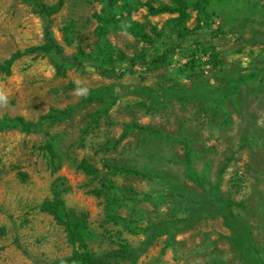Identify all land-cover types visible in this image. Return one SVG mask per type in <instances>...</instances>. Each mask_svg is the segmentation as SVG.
Wrapping results in <instances>:
<instances>
[{"label": "rangeland", "instance_id": "rangeland-1", "mask_svg": "<svg viewBox=\"0 0 264 264\" xmlns=\"http://www.w3.org/2000/svg\"><path fill=\"white\" fill-rule=\"evenodd\" d=\"M44 1L51 4L56 0ZM132 2V24L109 27L108 39L117 52L134 59L150 52L155 43L161 50L174 46L162 66L120 63L101 74L88 59L84 61L87 67L70 69L60 76L55 72L53 55L34 52L17 59L9 74L0 73V89L8 97L6 104L0 103V117L21 115L36 120L50 110L76 104L82 99L74 91L77 82L89 89L113 84L149 87L156 92L166 88L174 93L164 95L157 105L142 93L122 95L96 124L90 115L101 103L38 131H0V264H45L70 253L63 228L41 210L42 202L51 197L56 177L66 180L62 191L66 206L86 213L88 247L98 254L117 249L123 242L138 246L143 237L131 233L130 227L183 218L180 197L205 195L206 189L187 177L182 145L146 130L150 128L186 138L194 150L195 169L212 182L218 169L226 165L221 193L239 204L233 211L250 230L255 248L251 259L264 261V69L254 80L244 78L264 52V0H229L214 6L212 21L215 27H224L223 34L213 37L211 31L199 30L179 44L167 39L166 45L155 34L173 33L177 27L171 19L176 14L153 15L145 4L156 6L170 0ZM101 7L97 0L64 1L54 16L53 34L65 54H76L78 45L86 53L95 52L99 39L94 14ZM243 18L250 20L244 23ZM197 24H201L197 13L191 12L185 26L192 29ZM247 24L261 31L258 40L250 44L241 39L243 32H251L244 29ZM231 27L235 34L230 33ZM42 28L43 20L30 4L0 0V62L16 51L40 44ZM199 43L215 46L220 66L203 65L206 58L200 54ZM191 54L197 67L186 71L183 64ZM109 101L111 98L106 99ZM47 145L56 155L54 165ZM82 160L95 173L78 169ZM112 165L138 169L153 178L115 173ZM175 184L182 190L176 199L170 188ZM109 213L118 220L110 219ZM238 241L239 235L220 216L202 218L174 237L160 234L138 264H236Z\"/></svg>", "mask_w": 264, "mask_h": 264}, {"label": "trees", "instance_id": "trees-1", "mask_svg": "<svg viewBox=\"0 0 264 264\" xmlns=\"http://www.w3.org/2000/svg\"><path fill=\"white\" fill-rule=\"evenodd\" d=\"M30 4L35 12L43 20L42 28V42L37 45L26 48L23 52L16 51L12 53L9 58L0 62V73L9 74L14 62L24 54L41 52L48 55H53L56 58L55 72L57 75H65L67 70L70 69H82L87 67L84 63L85 60L94 61L91 65L97 72L103 74L120 63H130L133 66L138 67H157L165 64L170 57V54L174 51V46H169L164 50L159 47L160 44H154L150 52H144L139 55L138 59L127 56L124 52L116 51L108 39V29L111 26H122L125 24H132L130 17L135 9V3L132 0H97L101 3L102 7L99 13L94 14V18L97 22L96 35L99 39L97 49L95 52L86 53L80 45L77 46V53L73 55H67L64 52L63 47L58 43L53 34L54 28V16L59 13L64 5L65 0H56L49 4L44 0H24ZM229 0H170L167 4L153 5L152 3H146L145 6L148 11L153 15L158 14H176L171 19L174 30L170 35H163L156 33L157 39L161 40V44L166 45L167 39H173L176 42L184 41L187 36L196 34L199 30H209L213 37H217L224 33L223 26L214 25L212 18L214 17V6H223V4ZM264 7V5H263ZM197 13V21L201 24H197L196 27L189 29L185 26V23L190 18L191 12ZM249 18H243L241 21L248 22ZM134 26H141L134 22ZM246 25L245 28L251 30L250 33H242V41L244 44H250L257 41V35L261 31L256 27ZM231 34H235V29L231 27ZM149 40L150 37L146 35ZM262 40V39H261ZM67 42L71 43L70 40ZM201 45L200 54L203 55L206 60L202 63L209 64L213 67L221 65L222 60L219 53L215 50L214 45ZM156 50V51H155ZM194 54L186 57L187 61L183 64L186 71H194L196 66L195 60L192 58ZM264 69V52L260 55L255 62L252 63L245 79L254 80L260 71ZM89 94L78 101L76 104L67 106L64 109H54L47 113L39 115L36 120H28L21 115L14 116H2L0 117V131L19 129L24 133H30L40 130L46 124H54L69 119L76 112L86 108L89 105L101 103L102 106L91 113L90 118L92 123H97L101 116H106L109 113L110 108L115 104V101L122 95L137 92L145 94L152 105L161 104L165 96L173 95V91L166 88L160 89L156 92L149 87H124L120 85L107 84L95 89H89ZM165 95V96H164ZM107 98H111V101L106 102ZM129 127H126L125 132L128 133ZM150 132L160 134L168 137L173 141L179 142L183 147V168L187 177L197 184L198 186L206 189V194L201 196H182V190L175 184L170 186L175 192L176 197L182 196L181 201L182 210L185 212L183 218H176L165 220L158 223H149L143 228L130 227L131 233L139 234L143 237V240L138 246H131L130 244L123 242L119 248L106 253H95L88 247V239L90 236V230L87 224V215L84 212H76L69 209L63 198L62 191L65 187L66 180L63 177H56L52 183L51 197L46 198L41 204V210L49 214L54 221L60 225L65 233L66 241L71 247L69 254L58 256L54 260L45 264H107L110 261L127 260L129 264H138L140 256L145 252L148 245L160 234L168 233L171 237H174L179 231L190 228L194 223L202 218H215L220 216L223 219L224 224L235 231L239 235L237 245L240 249V256L236 264H264V261L259 258L258 261L251 259L252 250L255 248L251 243V235L248 227L236 218L234 214L235 206H239L229 198L223 197L221 193V182L225 171V166H221L216 174L214 181H210L205 174L199 173L194 166V150L190 142L184 137H175L171 135H163L153 129H146ZM50 155L51 163L54 165V159L56 157L51 146L45 147ZM78 169L87 174L95 173V169L85 160H82L78 164ZM112 171L115 173H123L131 176H142L144 178H153L152 174L140 171L138 169H130L120 166L112 165ZM163 183L165 180L159 178ZM168 193V192H167ZM166 193V194H167ZM174 195V196H175ZM110 219L116 221L118 218L109 213ZM245 236V237H244Z\"/></svg>", "mask_w": 264, "mask_h": 264}, {"label": "clouds", "instance_id": "clouds-1", "mask_svg": "<svg viewBox=\"0 0 264 264\" xmlns=\"http://www.w3.org/2000/svg\"><path fill=\"white\" fill-rule=\"evenodd\" d=\"M76 96L81 97V98H85L88 94H89V88L81 86V84L79 82H77V87L74 90ZM7 94L3 89H0V103L2 104H6L7 103Z\"/></svg>", "mask_w": 264, "mask_h": 264}]
</instances>
